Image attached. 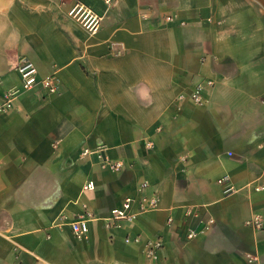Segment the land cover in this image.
<instances>
[{
	"label": "crops",
	"instance_id": "1",
	"mask_svg": "<svg viewBox=\"0 0 264 264\" xmlns=\"http://www.w3.org/2000/svg\"><path fill=\"white\" fill-rule=\"evenodd\" d=\"M76 2L102 17L96 32L69 15ZM22 58L61 90L0 114V264H264V225L246 224L264 220V0H0V97ZM202 78L214 86L197 103ZM143 183L157 207L106 227ZM188 205L215 218L193 239Z\"/></svg>",
	"mask_w": 264,
	"mask_h": 264
},
{
	"label": "built area",
	"instance_id": "2",
	"mask_svg": "<svg viewBox=\"0 0 264 264\" xmlns=\"http://www.w3.org/2000/svg\"><path fill=\"white\" fill-rule=\"evenodd\" d=\"M109 2L111 0H105ZM69 15L78 21L90 32L94 33L100 28L102 17L95 13L88 6L76 2L70 9ZM17 70L21 76L20 87H14L6 92L0 97V114L10 108L15 104V100L18 99L19 95L25 91L31 90L37 86H40L44 92L48 94H56L60 92V82L55 74H50L48 76L40 78L38 75V69L36 65L29 59L22 58L18 65ZM214 86V81L211 78H202L194 84L193 91L191 94L192 99L201 103L203 100L204 92ZM264 103V99L262 100ZM149 148L154 147L152 142L147 143ZM104 145H100L97 150H102ZM86 149V153L89 152ZM101 152H99V155ZM231 154V152H229ZM112 169H120L122 167V162H115L110 164ZM218 183L222 186L225 194H230L235 190V186L231 183L230 178L226 175L218 179ZM96 184L94 180H88L83 188L84 189H94ZM148 187L147 183H143L139 189L140 197L136 198L134 196H127L124 198L122 203L118 206L113 207L109 214L104 217L105 225L108 228H115L121 226L124 222H132L136 220L140 213L157 207L159 202V197L156 192L152 194H146V189ZM194 218L197 220V225H193L192 221ZM168 222H173L174 217L172 215L168 216ZM89 222L90 217L83 214L77 216L71 222V229L73 236L78 241H84L89 237ZM179 223L182 227L186 228V237L188 239H193L199 235L206 234L212 226L215 224V218L212 215H204L199 209L194 205H188L185 207L183 215L180 217ZM246 224L254 229H261L264 225L263 216L261 214H255L246 221ZM129 235L126 236V240L130 241ZM140 238H134L138 241ZM146 246L149 248L151 254L157 257L156 251L162 246V242L159 238L153 240H146ZM252 259H250L251 261Z\"/></svg>",
	"mask_w": 264,
	"mask_h": 264
}]
</instances>
